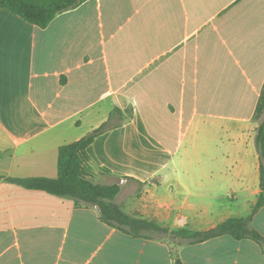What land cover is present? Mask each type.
<instances>
[{
  "label": "crops",
  "instance_id": "1",
  "mask_svg": "<svg viewBox=\"0 0 264 264\" xmlns=\"http://www.w3.org/2000/svg\"><path fill=\"white\" fill-rule=\"evenodd\" d=\"M264 0H86L40 29L0 9V176L57 177L60 146L119 109L87 148L131 215L206 231L256 202ZM0 180V264H264L255 242L173 246L96 207ZM264 238V205L252 218Z\"/></svg>",
  "mask_w": 264,
  "mask_h": 264
},
{
  "label": "trees",
  "instance_id": "2",
  "mask_svg": "<svg viewBox=\"0 0 264 264\" xmlns=\"http://www.w3.org/2000/svg\"><path fill=\"white\" fill-rule=\"evenodd\" d=\"M86 0H0V9L19 16L27 23L40 29L46 28L58 15L76 8ZM119 109L111 112L109 118L97 129L78 141L60 146L57 154V177L3 178L25 189L44 191L50 195L71 199L79 207H96L99 219L110 227L117 228L134 238L161 240L177 247L184 244H199L221 236H230L236 241L248 239L255 242L264 254V238L252 227V218L264 205V94L257 107L261 118L256 129L255 145L259 156V188L256 202L245 217L230 218L206 231L189 228L170 230L156 223L129 214L115 202L120 191L117 184L95 183L89 169L90 157L87 148L99 135L120 125ZM175 264H181L178 259Z\"/></svg>",
  "mask_w": 264,
  "mask_h": 264
},
{
  "label": "rangeland",
  "instance_id": "3",
  "mask_svg": "<svg viewBox=\"0 0 264 264\" xmlns=\"http://www.w3.org/2000/svg\"><path fill=\"white\" fill-rule=\"evenodd\" d=\"M263 116H261V118H262ZM103 185H105V184H103ZM115 202H116V200H115ZM117 204H119L118 202H116ZM119 205H121V206H123V204L122 203H120Z\"/></svg>",
  "mask_w": 264,
  "mask_h": 264
}]
</instances>
